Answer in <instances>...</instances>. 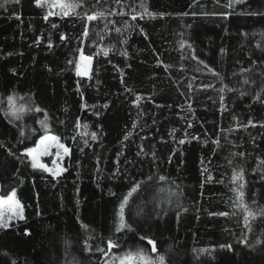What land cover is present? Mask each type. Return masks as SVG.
I'll list each match as a JSON object with an SVG mask.
<instances>
[{
  "label": "trees",
  "instance_id": "trees-1",
  "mask_svg": "<svg viewBox=\"0 0 264 264\" xmlns=\"http://www.w3.org/2000/svg\"><path fill=\"white\" fill-rule=\"evenodd\" d=\"M64 4L0 0V196L23 209L0 264H102L109 240L148 239L165 264H264V0ZM46 135L69 149L55 178L26 156Z\"/></svg>",
  "mask_w": 264,
  "mask_h": 264
},
{
  "label": "snow or ice",
  "instance_id": "snow-or-ice-1",
  "mask_svg": "<svg viewBox=\"0 0 264 264\" xmlns=\"http://www.w3.org/2000/svg\"><path fill=\"white\" fill-rule=\"evenodd\" d=\"M45 2H47V0H45ZM235 3H240L241 0H234ZM39 3V0H38ZM233 0H229V7L232 6ZM61 7V9H65V8H74L76 7V5H71V4H63L61 3L59 5ZM145 11L147 12V9H145ZM122 14V13H121ZM149 16H153L154 14L151 12L147 13ZM251 15H257V13H250ZM48 15H53V13L50 11L48 13ZM64 15H68L67 11L64 12ZM98 15H102L101 14H93V15H88L87 16V20L89 21H94L98 18ZM163 15V14H161ZM136 17L133 16V19H135ZM45 19H47V16L45 17ZM84 35L87 36L88 32L87 30H85ZM61 39H64V37L62 36ZM82 63H78L76 65L77 68V75H87V71H88V63H90L91 61V57H85L83 54H81L80 57ZM71 63V62H70ZM207 67V66H206ZM209 71H212V69H209ZM215 74V73H214ZM245 83H247V81H245ZM9 102L11 104V102L13 101V98L10 96L9 98ZM137 99H139V97H137ZM37 111H40V109H36ZM20 111H23V106H21ZM13 115L16 114L15 110L12 112ZM41 124L43 125L44 122L41 121ZM92 138L95 139L96 138V134L93 133L92 134ZM125 139H127V137H125ZM45 141H52L56 147L58 148H62L65 154H68L69 149L67 147H65L62 144H59L57 141V138L54 136H46L43 137L40 144L37 145L36 149H27V155L32 157V167L36 168V167H40L43 168L45 171H49L53 177L55 178L56 176H58L62 171H64V169H59L58 171H52L51 169L46 168L45 165L43 164H39L38 160H37V154H47L48 153V148L51 147V144H45ZM181 143H183V141H181ZM41 145H43V152L40 153V147ZM161 180L164 179V177H160ZM237 179L242 180L243 179V175L242 173H236L233 176V181L235 182ZM240 189L242 190L244 188V185L241 184ZM139 188V184L134 185L131 190L128 192V194L124 197L123 201L121 202L120 205V223L117 226V231H120L123 228L126 227H130L129 225L124 223V219H123V210H124V206L125 204H127L129 197L132 196L133 193H135L137 191V189ZM16 193H15V189H13V191L7 195L6 197L4 196H0V227L6 228L8 227V224L5 222V216H7V220H11L14 217H19L21 219H23V209L19 203L18 200H16ZM238 199L241 201V207L244 208L245 212H246V216H245V221L247 223V219L249 216H254L255 214L252 213L247 205L243 204V191H239L238 192ZM219 215H228V213H219ZM143 239V237H142ZM108 249L111 250L112 248L116 247V243L112 240H109L108 242ZM241 243H246L245 240H242ZM148 244L152 245V252H156V245L155 242L152 239H148ZM99 251H101L104 255H107V252L103 249H98ZM119 264H165V257L163 255H158L155 259H153L152 257H150L144 250H137V252L135 253H127L125 254V256L120 257L119 258Z\"/></svg>",
  "mask_w": 264,
  "mask_h": 264
},
{
  "label": "rangeland",
  "instance_id": "rangeland-1",
  "mask_svg": "<svg viewBox=\"0 0 264 264\" xmlns=\"http://www.w3.org/2000/svg\"><path fill=\"white\" fill-rule=\"evenodd\" d=\"M44 2H45V0H44ZM61 3L64 4V0H47V2H45V4L48 6V8L50 10H53V11H58L61 8L59 6ZM79 63H82V61L80 60ZM88 65H89V63H88ZM88 68H89V66H88ZM80 76L81 77H85L86 75H80ZM46 136H52V135H46ZM46 136H44V137H46ZM42 138L37 142L36 146L31 148V149H36L37 145L40 144ZM44 143L45 144H51L52 146L48 148V153L47 154H37L38 163L45 165L46 168L51 169L52 171H58L59 169H62V162H63V159L67 156V154L64 153L62 148L56 147L55 144L52 141H45ZM42 152H43V145H41V147H40V153H42ZM26 156H27V158L29 159V161L32 164V157L27 155V152H26ZM34 169H37V170L45 172L46 174L52 175L49 171H45L43 168L36 167ZM18 219H21V218L14 217L13 219H11L9 221V220H7V216H5V222L8 224V226L13 221L18 220ZM148 245H149V248L144 250V251L150 257L155 259L157 257L156 252L155 253L152 252V245H150V244H148ZM106 252H107V255H104V258L102 260V264H119V258L125 256V254L124 255H117L115 253H112V251L109 250L108 248H107ZM135 252H137V250L136 251H131V252H128V253H135Z\"/></svg>",
  "mask_w": 264,
  "mask_h": 264
}]
</instances>
